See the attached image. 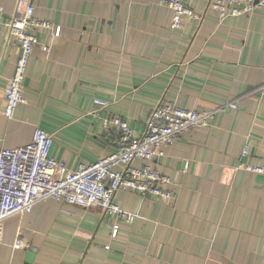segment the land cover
I'll list each match as a JSON object with an SVG mask.
<instances>
[{
  "label": "crops",
  "instance_id": "0c3cea01",
  "mask_svg": "<svg viewBox=\"0 0 264 264\" xmlns=\"http://www.w3.org/2000/svg\"><path fill=\"white\" fill-rule=\"evenodd\" d=\"M184 1L202 19L171 29L159 0H0V149L25 145L38 127L54 135L50 156L75 170L115 150L107 117L139 136L160 100L215 111L152 162L174 197L116 191L131 222L40 200L4 220L0 264H25L30 249L28 264H264V174L237 168L264 166V6L220 21L208 0ZM27 3L52 26L37 30L24 101L8 119L4 88L20 50L5 24ZM17 236L27 248H13Z\"/></svg>",
  "mask_w": 264,
  "mask_h": 264
},
{
  "label": "built area",
  "instance_id": "2783aa9c",
  "mask_svg": "<svg viewBox=\"0 0 264 264\" xmlns=\"http://www.w3.org/2000/svg\"><path fill=\"white\" fill-rule=\"evenodd\" d=\"M159 1L171 11V29L179 28L186 18L202 19V15L184 0ZM208 3L217 12L220 21L264 6V0H208ZM0 11H3L1 7ZM5 25L20 50L14 71L4 88L2 113L10 119L17 105L24 101L23 83L30 55L38 44L37 30L52 25L34 16L32 3L17 10ZM52 33L53 36H58L59 27H53ZM229 106L236 107L234 103ZM214 112L188 110L175 103L160 100L151 109L139 136L121 116L107 117L103 125L107 131L115 130V150L93 163L80 164L75 170L68 169L63 162L50 156L54 135L36 127L30 142L14 148L0 149V239L7 217L28 213L37 202L47 198L63 205L81 208L97 206L121 221L131 222L135 215L121 209L113 201L116 191L136 190L142 196L164 200L174 197V193L168 188L171 183L169 177L160 174L152 166V162L163 156L164 149L182 133L207 125ZM246 155L247 149H244L240 156ZM136 159L145 163L141 167H133L132 162ZM117 166L121 167L116 169ZM237 168L264 174L262 165L240 162ZM62 209L66 211V208ZM117 231L118 224L113 223L111 236L115 237ZM12 246L27 248L28 244L17 236Z\"/></svg>",
  "mask_w": 264,
  "mask_h": 264
},
{
  "label": "water",
  "instance_id": "95a60500",
  "mask_svg": "<svg viewBox=\"0 0 264 264\" xmlns=\"http://www.w3.org/2000/svg\"><path fill=\"white\" fill-rule=\"evenodd\" d=\"M32 256H33V250L30 249V250L27 252L26 263H25V264H28V262L32 259Z\"/></svg>",
  "mask_w": 264,
  "mask_h": 264
}]
</instances>
